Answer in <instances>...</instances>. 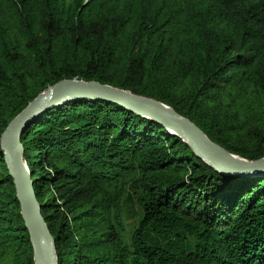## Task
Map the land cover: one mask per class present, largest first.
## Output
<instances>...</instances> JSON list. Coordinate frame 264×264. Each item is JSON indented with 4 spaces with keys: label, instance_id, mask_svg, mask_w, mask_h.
Masks as SVG:
<instances>
[{
    "label": "trees",
    "instance_id": "trees-1",
    "mask_svg": "<svg viewBox=\"0 0 264 264\" xmlns=\"http://www.w3.org/2000/svg\"><path fill=\"white\" fill-rule=\"evenodd\" d=\"M73 79L160 101L229 153L264 158V0H0V139ZM21 141L58 264H264V177L220 174L104 101L50 110ZM136 184L143 217L127 239ZM0 264H35L1 146Z\"/></svg>",
    "mask_w": 264,
    "mask_h": 264
},
{
    "label": "water",
    "instance_id": "water-1",
    "mask_svg": "<svg viewBox=\"0 0 264 264\" xmlns=\"http://www.w3.org/2000/svg\"><path fill=\"white\" fill-rule=\"evenodd\" d=\"M76 100L110 102L165 127L187 143L197 158L220 174L240 178L264 177V158L248 161L229 153L211 141L194 122L160 101L96 81H60L30 102L9 123L0 139L20 203L21 216L29 233L35 264H58V257L54 237L42 215L34 182L23 156L21 137L25 129L45 113Z\"/></svg>",
    "mask_w": 264,
    "mask_h": 264
},
{
    "label": "rangeland",
    "instance_id": "rangeland-1",
    "mask_svg": "<svg viewBox=\"0 0 264 264\" xmlns=\"http://www.w3.org/2000/svg\"><path fill=\"white\" fill-rule=\"evenodd\" d=\"M128 192L127 200L124 207V218L125 227L127 232V239L136 230L140 220L143 217V210L138 204V195L140 194L139 189H137V184L134 185ZM149 238L151 242L155 245H164L168 249H182L184 246L189 245L190 238H184L181 241H177L175 238L164 240L161 239L155 232H149Z\"/></svg>",
    "mask_w": 264,
    "mask_h": 264
},
{
    "label": "bare ground",
    "instance_id": "bare-ground-1",
    "mask_svg": "<svg viewBox=\"0 0 264 264\" xmlns=\"http://www.w3.org/2000/svg\"><path fill=\"white\" fill-rule=\"evenodd\" d=\"M174 135V134H173Z\"/></svg>",
    "mask_w": 264,
    "mask_h": 264
}]
</instances>
